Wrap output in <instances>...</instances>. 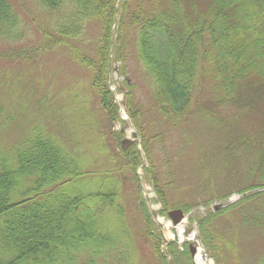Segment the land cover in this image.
<instances>
[{
    "label": "trees",
    "instance_id": "trees-1",
    "mask_svg": "<svg viewBox=\"0 0 264 264\" xmlns=\"http://www.w3.org/2000/svg\"><path fill=\"white\" fill-rule=\"evenodd\" d=\"M37 1L48 14L64 16L55 26L40 22L42 44L19 54L29 63L33 53L65 47L90 72L97 110L105 125H97L93 120L96 112L90 107L75 117L87 119L93 126L91 146L102 165L92 168L90 160H84L42 123L29 127L7 150L0 141V264H131L127 249L133 238L122 203L129 177L122 173L132 171L131 180L139 187L137 171L143 165V155L136 145L121 150L118 159L110 154L105 129L112 132L121 122V108L110 90L112 56L125 60L126 52L133 49L153 80L157 112L172 127L195 113L198 86L207 74L213 75L225 93L222 100L246 111L254 99L264 98L256 97L264 92V0H205L208 6L202 9L201 0H138L137 9L134 0ZM93 22L97 37L81 54L78 44ZM20 36L11 2L0 0V39L15 41ZM243 84L246 95L241 93ZM125 106L135 126L143 130V112L134 86L128 89ZM196 110L201 113L202 106ZM11 117L3 119L1 129ZM111 136L118 139L121 133ZM256 139L229 134L217 150L221 158L227 155V162H232L239 158L233 156L239 148L260 145L255 147V162L247 169L250 185L238 191L242 198L221 213L242 211L246 203L264 197V142ZM153 142L152 137L143 135V150L150 164L148 181L167 208L169 194L179 189L180 181L172 169L160 173ZM171 163L167 158L165 168ZM191 208L187 206L185 211ZM203 221L205 218L200 224ZM250 222L244 217V223ZM144 223L147 228V220ZM145 234L148 237V228ZM150 234L156 241L154 256L161 259L159 263L168 264L163 260L162 237L156 226Z\"/></svg>",
    "mask_w": 264,
    "mask_h": 264
},
{
    "label": "rangeland",
    "instance_id": "rangeland-1",
    "mask_svg": "<svg viewBox=\"0 0 264 264\" xmlns=\"http://www.w3.org/2000/svg\"><path fill=\"white\" fill-rule=\"evenodd\" d=\"M9 1L17 15L21 36L15 41L0 39V127L3 119L12 115L7 126L0 128V141L7 150L29 127L42 123L84 160H90L92 168H99L102 161L99 162L91 146L95 140L93 126L87 119L75 117L84 115L90 107L91 111L96 112L93 120L97 125H105L104 116L97 110L98 99L90 72L65 47L33 53L34 57L28 60L29 63L19 54L20 51H34L42 44L38 29L40 22L55 26L64 14H48L37 0ZM200 2L201 9L208 6L205 0ZM139 5V1L134 0L133 8L137 9ZM188 6L187 3V9ZM96 37L97 26L93 22L82 44H78V52L82 54L86 48L93 46ZM125 55L128 57L125 60H119L116 54L111 60L110 90L121 108V122L112 128V132L105 129L112 150L110 154L118 159L121 142L132 139L136 130L141 141L138 139L133 145L144 152L143 135L152 137L154 162L160 173L172 169L180 181L179 189L169 194V206L166 208L148 181L150 164L146 157L137 171L139 187L131 180L134 176L132 171L126 169L122 173L129 177L126 189L123 188L125 200L122 203L125 206L126 224L133 238V243L127 249L129 258L133 260L131 264H161V259L154 256L156 241L150 234L154 226L161 233L162 256L168 264H199V254L203 256L204 264H260L264 258V197L246 203L242 211L221 213L232 202L242 198L238 191L250 185L247 169L255 162V147L260 145L251 143L246 150L239 148L233 155H239V158L232 162H227V155L223 154L224 158H221V152L217 150L224 146L229 134L240 133L264 142V98L254 99L246 111H240L222 100L225 93L218 88L213 75L207 74L201 78L198 86L199 104L195 107V113L178 127H172L157 112L153 80L145 72L137 55L133 49ZM130 86H134V94L143 112V130L134 128L135 124L125 106ZM244 87L243 84L241 93L246 95ZM261 96L264 97L262 91L256 97ZM198 106H202L201 113L196 110ZM118 132L121 133L118 139L111 136V133ZM157 135H161L158 140L154 138ZM167 158L172 161L168 169L165 168ZM227 194L230 195L226 197ZM186 205L192 207L191 210L185 211ZM220 205L224 207L216 211L215 208ZM177 209L184 210L188 216L181 224L184 241L176 236L168 238L170 230L178 232L168 216L170 211ZM244 217L252 222L244 223ZM204 218L205 223L200 224ZM144 220L148 223V237ZM154 236L157 238L159 234L156 232ZM191 246L198 249L196 257H192Z\"/></svg>",
    "mask_w": 264,
    "mask_h": 264
},
{
    "label": "water",
    "instance_id": "water-1",
    "mask_svg": "<svg viewBox=\"0 0 264 264\" xmlns=\"http://www.w3.org/2000/svg\"><path fill=\"white\" fill-rule=\"evenodd\" d=\"M134 128H135V127H134ZM135 129H136V128H135ZM138 138H139V135H138V133H137L136 130H135V132L133 133V138H132V139L127 138V139H125L124 141H122V149H123V151H127L128 148H129L131 145H133L134 142H135ZM143 155H144V153H143ZM222 207H224V206H223V205L217 206V207L215 208V210L218 211V210H220V208H222ZM169 217H170V219H171V221H172V223H173V226L176 227V228L179 227V226H181V224H182L185 220L188 219V216H186V214L184 213L183 210H174V211H171V212H169ZM190 249H191L192 257H196V253H197L198 249H197L196 247H193V246H191ZM195 264H196V263H195Z\"/></svg>",
    "mask_w": 264,
    "mask_h": 264
},
{
    "label": "bare ground",
    "instance_id": "bare-ground-1",
    "mask_svg": "<svg viewBox=\"0 0 264 264\" xmlns=\"http://www.w3.org/2000/svg\"><path fill=\"white\" fill-rule=\"evenodd\" d=\"M169 227L171 228V224H169ZM178 232L177 233H173L172 230L169 231L168 234V238L170 237H177L180 241H184L185 240V235H184V230L182 226L177 227ZM193 238V237H191ZM197 260L199 262V264H204L203 261V256L199 254V256L197 257Z\"/></svg>",
    "mask_w": 264,
    "mask_h": 264
}]
</instances>
